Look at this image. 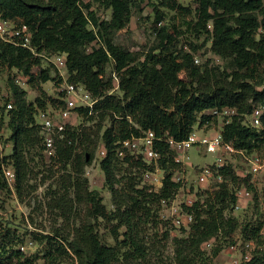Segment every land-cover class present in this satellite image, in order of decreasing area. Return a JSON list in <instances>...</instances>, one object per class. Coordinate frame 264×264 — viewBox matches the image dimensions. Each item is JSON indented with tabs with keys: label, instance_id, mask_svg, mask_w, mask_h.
Returning a JSON list of instances; mask_svg holds the SVG:
<instances>
[{
	"label": "trees",
	"instance_id": "obj_1",
	"mask_svg": "<svg viewBox=\"0 0 264 264\" xmlns=\"http://www.w3.org/2000/svg\"><path fill=\"white\" fill-rule=\"evenodd\" d=\"M92 1L110 10V18L100 20L92 4L82 0H0V19L16 26L25 25L30 33V48L0 41V68L18 70L39 90L36 85L52 79L48 69L39 68L43 54L49 57L66 54V81L74 85L81 83L94 101L90 109L76 108V114L97 113L101 121L109 122L100 135L105 151L100 168L108 190L115 191L114 171L120 162L115 152L116 142L138 137L146 131H153L157 137L169 136L174 141H183L197 122L202 125L210 121L209 111L213 109L236 110L221 128L225 142L246 155L264 147V0H195L193 11L180 7L173 0H158L172 10L193 12V19L187 22L188 28L195 36L204 34L202 44L209 42L210 51L227 61L223 70L196 64L194 53L202 44L189 42V49L183 45L178 47L177 39L164 27L157 30V42L145 55L125 49L114 42V34L128 25L135 0ZM154 14L155 23L163 20V13L157 7H154ZM109 64L113 72L105 79ZM35 67L39 68L37 73L32 72ZM9 85L13 104L5 127L11 133L8 140L12 148L10 155L0 159V173L4 161L12 163L5 165L15 168L14 186L19 192L23 155L29 147L39 146L42 140L35 115L48 101L42 92L33 102H27L22 89L12 82ZM116 90L120 96L114 94ZM256 109L262 111L261 126L245 124L244 116L249 117ZM201 112L208 114L198 119ZM69 126L66 124L61 133L63 139L58 141L55 158L64 167L69 165L83 174L91 153L88 145L83 150L84 155L76 153L84 133L71 130ZM156 150L161 155L158 168L163 171L160 190L145 193L131 184L132 194L126 195L122 206L113 213L105 209L96 192L86 188L87 180L79 181L78 178L73 183L94 217L116 221L115 246L104 244L89 227L80 237L70 241L58 233L42 237L50 244L49 250L59 251V246L63 248L66 244L77 257V264H117L120 260L117 247L125 248L121 254L123 259L145 260L146 247L141 231L150 216L148 204L172 200L180 188V183L173 179L178 167L173 151L164 142H159ZM122 159L133 165L127 155ZM138 162L136 164L142 167L152 168ZM217 172L223 177L218 189L205 193L203 199L199 197L187 209L193 217L188 235L173 239L176 264H206L200 246L219 233L229 237L239 229L245 241H261V222L242 224L233 215L238 197L229 185L238 177L232 165L226 164ZM6 185V181H0V186ZM122 226L125 232L119 240L117 230ZM9 237V228L1 227L0 223V264H12V260L21 255L10 248ZM217 254L218 249L213 250L212 255ZM263 256L254 255L245 264H263Z\"/></svg>",
	"mask_w": 264,
	"mask_h": 264
},
{
	"label": "rangeland",
	"instance_id": "obj_2",
	"mask_svg": "<svg viewBox=\"0 0 264 264\" xmlns=\"http://www.w3.org/2000/svg\"><path fill=\"white\" fill-rule=\"evenodd\" d=\"M83 3L92 4V9L96 12L100 20L110 18V10H106L92 0H82ZM177 5L194 10L195 0H173ZM154 7H157L163 13V20L155 23ZM193 19V12L187 14L172 10L167 6L159 4L158 0H135L131 9V17L128 25L114 34V42L132 52H138L145 55L146 52L157 42V30L164 27L170 35L178 41V47L184 46L189 49L188 43L192 42L198 46L202 44L205 35L195 36L187 26V22ZM209 42L202 44L194 53L195 62L198 65L207 64L209 67H218L223 70L227 67V61L214 55L209 49ZM204 45V46H203ZM184 48V49H185ZM49 56L43 54L41 67L48 69L52 79L46 83L31 86L28 77L23 76L15 69L0 68V96L6 95V100L13 104L9 83H14L18 88L24 91V98L27 102H33L42 92L48 101L44 109L58 108L62 106L59 102L57 91L63 87L67 74L54 67L48 60ZM39 68H33L32 72L37 73ZM112 66L109 64L106 68L104 78H108L112 73ZM79 87L81 83L76 84ZM84 87V86H83ZM115 95L120 96L116 90ZM14 106V105H13ZM37 113L35 115L38 124ZM208 113L201 112V116ZM230 119L229 116H213L209 122L202 125L197 124L193 127L194 132L203 136L204 134L213 135L221 131L225 122ZM244 123L248 124V115L244 116ZM70 128L83 131L80 143L77 145L76 153L83 152L87 147L91 153V160L83 167V174H79L71 166L64 167L55 158L58 141L63 136L57 133L52 134L55 148L53 155L48 158L44 152V132L40 127L41 143L37 147H29L24 153V166L20 168L19 192L15 186H0V223L1 227L9 228V245L13 250L20 252L19 259L14 258L12 264H77V257L73 252L63 244L59 246V251L49 250L50 244H46L42 237L60 234L63 238L77 239L87 228H91L108 246H115L113 229L116 227V221H105L100 217H94L89 210V204L81 197L80 191L75 188L74 181L87 180V189L96 192L105 209L113 213L122 206L125 196L132 194L131 184L134 189H141L145 193H156L160 189L156 188L146 180L143 173L149 168L136 164L137 156H128L129 161L122 162V156H117L119 163L114 171V193L108 190L105 185V176L100 168V162L105 154H102L103 146L100 135L104 128L109 124L108 120L101 121L97 113H89L87 116L71 114L66 121ZM10 131L3 128L0 137V159L10 155L12 142L8 140ZM257 154H264V147ZM184 164L180 163L173 173V179L180 183V188L172 200L149 202L148 209L150 216L148 222L143 226L141 235L146 247V258L143 261L126 260L121 257L125 248H119L118 254L120 260L117 264H176L174 260V238H185L188 235L190 224L188 220V208L200 197L204 198L205 193H210L218 189L221 180L210 182L206 186L198 183V175L203 168H210L215 172V155L207 153L204 147L193 146L185 151ZM173 156L176 154L173 152ZM224 164L232 165L238 180L229 186L235 192L240 188H246L249 196L245 197L246 203L238 209L234 208L233 215L239 223L259 221L262 223L260 230V243H257L256 256L264 254V169L257 174H248L249 165L242 155L225 154L223 155ZM139 163V162H138ZM12 165L8 160L3 162L4 166ZM147 167L153 166L147 165ZM151 168V169H152ZM16 174V170L13 167ZM158 176L163 177L161 169ZM0 181H5L0 173ZM229 182V181H227ZM5 229V228H4ZM125 227H119L117 236L119 240L123 239ZM167 233L166 236L164 234ZM245 240L237 229L229 237H224L221 233L214 238L209 239L200 246V250L205 257L206 264H231V255L227 247L238 241ZM256 241V240H254ZM24 247V250H20ZM218 249L216 256L212 255L213 250ZM203 257V258H204ZM264 257V256H263ZM263 259V258H262ZM259 262V261H258ZM264 264V259L261 261ZM260 263V262H259ZM261 264V263H260Z\"/></svg>",
	"mask_w": 264,
	"mask_h": 264
},
{
	"label": "built area",
	"instance_id": "obj_3",
	"mask_svg": "<svg viewBox=\"0 0 264 264\" xmlns=\"http://www.w3.org/2000/svg\"><path fill=\"white\" fill-rule=\"evenodd\" d=\"M0 41L10 43L13 45L21 46L24 48H30V33L25 25L16 26L11 21L0 19ZM50 63L60 71H65L66 66V54H54L48 58ZM197 62V59L194 60ZM66 73V72H65ZM114 77V76H113ZM116 80V77H114ZM67 80V78H66ZM57 93H62L58 98L62 101V106L58 108H50L38 111V124L40 128L46 132L44 137V152L48 158L54 153L55 143L52 134L61 133L65 129L66 121L70 115L76 114V108H92L93 100L91 99L85 88L79 87L72 83L65 81L63 87H61ZM0 96V137L3 128L6 125L8 111L12 109V103ZM213 116L226 115L231 117L236 114V110L233 108L223 107L221 109H213L209 111ZM261 110L256 109L249 116V123L253 127H260ZM229 121V120H228ZM159 142L167 143L169 148L176 154L173 156L174 161L184 164L185 151L189 148L204 147L207 153L215 155V172L210 168H203L198 175V183L202 186L208 185L212 181L221 180L223 177L218 174V168L224 166L223 155L225 154H239L249 165L248 174H257L264 169V154H251L246 155L242 151L236 150L229 142H225L222 138L221 131L215 132L213 135L204 134L203 136L197 135L194 130L183 141H174L169 136L157 137L153 131H146L138 137H131L122 141L116 142L115 152L117 156L121 158L127 156H137L140 161L146 165H152V169H147L143 173L144 180L148 183L157 186L160 189L162 186L161 178L158 176L160 170L158 168V160L161 155L156 146ZM1 145V144H0ZM1 147V146H0ZM105 154V151H102ZM2 175L8 186H14L15 172L11 166L2 165ZM222 182V181H221ZM176 195V194H175ZM236 195L239 198H245L249 196V192L246 188H240L237 190ZM165 202V201H163ZM241 205L236 203L235 208L238 209ZM189 222L192 219V215H188ZM20 250H24L21 247ZM228 253L231 255V264H245L249 262L255 255L257 250V244L253 240L233 242L227 247Z\"/></svg>",
	"mask_w": 264,
	"mask_h": 264
},
{
	"label": "crops",
	"instance_id": "obj_4",
	"mask_svg": "<svg viewBox=\"0 0 264 264\" xmlns=\"http://www.w3.org/2000/svg\"><path fill=\"white\" fill-rule=\"evenodd\" d=\"M237 203H239L240 205H244V203H246V200L241 197L237 200Z\"/></svg>",
	"mask_w": 264,
	"mask_h": 264
}]
</instances>
